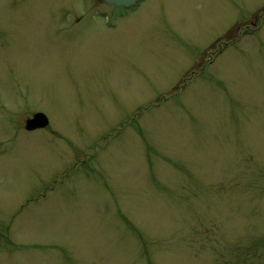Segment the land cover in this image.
<instances>
[{"label":"rangeland","instance_id":"rangeland-1","mask_svg":"<svg viewBox=\"0 0 264 264\" xmlns=\"http://www.w3.org/2000/svg\"><path fill=\"white\" fill-rule=\"evenodd\" d=\"M0 264H264V0H0Z\"/></svg>","mask_w":264,"mask_h":264},{"label":"water","instance_id":"water-1","mask_svg":"<svg viewBox=\"0 0 264 264\" xmlns=\"http://www.w3.org/2000/svg\"><path fill=\"white\" fill-rule=\"evenodd\" d=\"M106 4L115 7L130 8L135 6L140 0H103ZM48 125L47 117L41 113H34L30 118L25 120V129L32 131L35 129L44 128Z\"/></svg>","mask_w":264,"mask_h":264},{"label":"flooded vegetation","instance_id":"flooded-vegetation-1","mask_svg":"<svg viewBox=\"0 0 264 264\" xmlns=\"http://www.w3.org/2000/svg\"><path fill=\"white\" fill-rule=\"evenodd\" d=\"M102 1V0H101ZM92 12V11H91ZM76 21H79V17L77 18V20Z\"/></svg>","mask_w":264,"mask_h":264},{"label":"bare ground","instance_id":"bare-ground-1","mask_svg":"<svg viewBox=\"0 0 264 264\" xmlns=\"http://www.w3.org/2000/svg\"><path fill=\"white\" fill-rule=\"evenodd\" d=\"M25 123V122H24Z\"/></svg>","mask_w":264,"mask_h":264}]
</instances>
